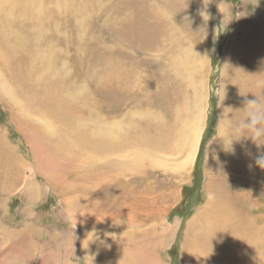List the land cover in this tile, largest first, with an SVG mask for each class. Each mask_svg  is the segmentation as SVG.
Wrapping results in <instances>:
<instances>
[{"label":"rangeland","instance_id":"374dc122","mask_svg":"<svg viewBox=\"0 0 264 264\" xmlns=\"http://www.w3.org/2000/svg\"><path fill=\"white\" fill-rule=\"evenodd\" d=\"M260 80L264 0H0V264H264Z\"/></svg>","mask_w":264,"mask_h":264},{"label":"clouds","instance_id":"9594fccd","mask_svg":"<svg viewBox=\"0 0 264 264\" xmlns=\"http://www.w3.org/2000/svg\"><path fill=\"white\" fill-rule=\"evenodd\" d=\"M209 2L210 0H203L205 8ZM201 15L203 16L204 21L209 20V15L206 14V12H202ZM257 83L258 87H264V80H260ZM243 109L245 111V118L239 128L244 134L240 135L238 139L242 136L251 137L257 145H264V142H258L264 141V101H261L259 97L255 100H249L246 102V106ZM216 137H220L222 139L225 150H231L232 142L234 140H238L236 134L229 132L227 129H225L222 134H218ZM256 163L260 168L264 169V155L258 157ZM207 198L209 200H213L215 198V194L208 193ZM96 238L97 237L94 235L93 239Z\"/></svg>","mask_w":264,"mask_h":264},{"label":"bare ground","instance_id":"6f19581e","mask_svg":"<svg viewBox=\"0 0 264 264\" xmlns=\"http://www.w3.org/2000/svg\"><path fill=\"white\" fill-rule=\"evenodd\" d=\"M2 59V58H1ZM252 66H253V64H252ZM254 78H258V79H261L262 78V73H261V71L260 70H255L254 71ZM9 91V90H8ZM241 91V90H240ZM6 93H8V94H10L11 92L9 91V92H6ZM11 95V94H10ZM192 157V156H191ZM191 160V159H190ZM185 161V160H184ZM9 164V163H8ZM11 164V163H10ZM185 165V164H184ZM59 178V177H58ZM33 185V183L31 184V186ZM98 187V185H96V187L95 188H97ZM40 191H41V189H39ZM38 190V191H39ZM92 190H94V189H92ZM88 204V203H87ZM216 214L214 215L215 216V218L216 217H220V215H221V220L223 219V218H225L224 216H226L225 214H227L226 213V211H222V210H220V207L218 208V210H216ZM213 219V218H212ZM220 219V218H219ZM208 220H206L205 222H204V226L205 227H211L213 224H214V221H208ZM1 230H6V228L4 227V228H2L1 227ZM201 231H204V229H200ZM199 230V231H200ZM195 232V231H194ZM3 234H4V232H2ZM259 235V234H258ZM249 236H251V235H249ZM252 237V242L250 243V246H249V250H250V252H251V254H252V256H255V259L256 260H261V259H263L264 260V252H258L256 249V246H255V244L253 243L254 242V239L256 238L257 240H258V243H261V245H263L264 244V239L263 240H259V237L257 236V235H254V236H251ZM233 240V239H232ZM245 241V240H244ZM192 242V241H191ZM195 242V241H194ZM228 242V241H227ZM193 243V242H192ZM191 244V243H190ZM196 245V244H195ZM264 246V245H263ZM191 248V247H190ZM248 249V248H247ZM260 251V250H259ZM201 254V253H200ZM191 259V258H190ZM262 260V261H263ZM195 264V263H194Z\"/></svg>","mask_w":264,"mask_h":264},{"label":"trees","instance_id":"16d2710c","mask_svg":"<svg viewBox=\"0 0 264 264\" xmlns=\"http://www.w3.org/2000/svg\"><path fill=\"white\" fill-rule=\"evenodd\" d=\"M213 126H211V128H212ZM202 142H204V139H203V141ZM195 171H196V169H195ZM190 189H192V191L194 190V188L192 187V188H188L187 186H185L184 188H183V193H188L189 191L188 190H190ZM192 193V192H191ZM191 193H190V195H185V197L187 198V199H190V196H191ZM184 201H185V199H184ZM185 202H187V200L185 201ZM189 202V201H188ZM185 208H187V207H185ZM176 213L177 214H180V215H182L183 213H184V209L182 210V208H181V210H182V212H180L181 210H180V207H177L176 209ZM175 213V214H176ZM174 248H178V244H177V246H175Z\"/></svg>","mask_w":264,"mask_h":264}]
</instances>
